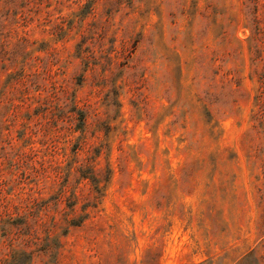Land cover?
<instances>
[{"label":"rangeland","instance_id":"374dc122","mask_svg":"<svg viewBox=\"0 0 264 264\" xmlns=\"http://www.w3.org/2000/svg\"><path fill=\"white\" fill-rule=\"evenodd\" d=\"M0 264H264V0H0Z\"/></svg>","mask_w":264,"mask_h":264}]
</instances>
